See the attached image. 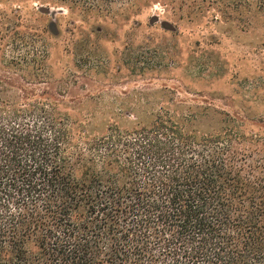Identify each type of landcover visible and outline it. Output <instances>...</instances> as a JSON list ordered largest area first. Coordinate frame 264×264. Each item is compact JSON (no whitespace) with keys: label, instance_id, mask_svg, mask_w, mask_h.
Masks as SVG:
<instances>
[{"label":"trees","instance_id":"1","mask_svg":"<svg viewBox=\"0 0 264 264\" xmlns=\"http://www.w3.org/2000/svg\"><path fill=\"white\" fill-rule=\"evenodd\" d=\"M165 2L264 15V0ZM45 98L0 100V264H264L263 150L193 117L90 138Z\"/></svg>","mask_w":264,"mask_h":264},{"label":"rangeland","instance_id":"2","mask_svg":"<svg viewBox=\"0 0 264 264\" xmlns=\"http://www.w3.org/2000/svg\"><path fill=\"white\" fill-rule=\"evenodd\" d=\"M152 1L0 0V100L43 95L90 138L193 117L201 134L264 151V15Z\"/></svg>","mask_w":264,"mask_h":264}]
</instances>
